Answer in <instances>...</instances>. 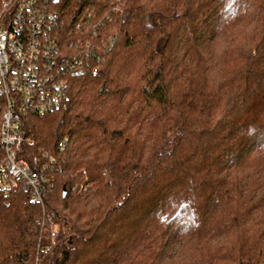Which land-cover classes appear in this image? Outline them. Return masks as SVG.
<instances>
[{
  "label": "trees",
  "instance_id": "trees-1",
  "mask_svg": "<svg viewBox=\"0 0 264 264\" xmlns=\"http://www.w3.org/2000/svg\"><path fill=\"white\" fill-rule=\"evenodd\" d=\"M53 8L83 64L24 119L51 186L0 182V264H264V0Z\"/></svg>",
  "mask_w": 264,
  "mask_h": 264
},
{
  "label": "built area",
  "instance_id": "built-area-1",
  "mask_svg": "<svg viewBox=\"0 0 264 264\" xmlns=\"http://www.w3.org/2000/svg\"><path fill=\"white\" fill-rule=\"evenodd\" d=\"M57 1L0 0L1 188L22 186L29 190L31 201L41 205L51 186L48 167L36 157L32 161L22 157L23 122L66 105L67 75L83 64L84 55L74 52L63 57L56 36L59 20L53 7ZM88 49L85 53L92 54Z\"/></svg>",
  "mask_w": 264,
  "mask_h": 264
}]
</instances>
